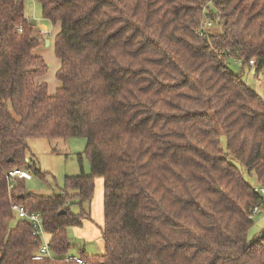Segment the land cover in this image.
I'll list each match as a JSON object with an SVG mask.
<instances>
[{"label": "trees", "instance_id": "1", "mask_svg": "<svg viewBox=\"0 0 264 264\" xmlns=\"http://www.w3.org/2000/svg\"><path fill=\"white\" fill-rule=\"evenodd\" d=\"M34 1L59 23L61 86L39 80L49 66L25 0H0V264H264V233L248 238L264 198L234 164L264 186V97L226 64L264 72V0ZM70 137L85 139L89 173L49 195L7 188L9 168L46 176L27 139ZM96 179L101 252L71 253ZM12 203L41 214L52 258L33 259L41 240Z\"/></svg>", "mask_w": 264, "mask_h": 264}, {"label": "rangeland", "instance_id": "2", "mask_svg": "<svg viewBox=\"0 0 264 264\" xmlns=\"http://www.w3.org/2000/svg\"><path fill=\"white\" fill-rule=\"evenodd\" d=\"M25 14L31 20L36 21L35 25L33 26L34 35L39 38L37 33L41 28L45 27L50 32L47 38L51 41L53 38L52 37L53 31L56 29V25L52 24L50 21L44 19L41 16L40 6L36 1L25 0ZM205 30H208L210 33H219L221 31L220 27L213 23L211 26L206 27ZM42 46L43 45L41 43L39 47L36 50H34V53ZM226 64L227 67L230 69V71L237 74L238 77L243 82H245L247 86H249L260 96L264 97L263 71L255 72L253 65L242 66L241 62L234 57H228L226 60ZM54 140L56 143H54V141H51V145L53 147H56V149H58L56 153L57 162L55 165V171L57 172L54 175L49 173L46 174L44 180L35 175H33L31 179L25 180V187L28 191H31L36 194H44V195L53 194L58 192L59 187L60 188L63 187L65 176L78 175L81 173H86V174L89 173L90 171L89 162L83 153V149L85 145V139L83 137H70L66 139L57 138ZM221 144L225 149V140L223 137L221 138ZM234 164L239 168L242 176L252 185L253 188L255 186H262L260 185V181L259 180L257 181L255 179L254 174L249 173L243 165L237 162H234ZM262 197L264 198V194L262 195ZM96 205L97 203L96 202L93 203V201L90 205L91 207L87 206V204L84 205L85 209L89 207L91 213L94 214L95 220L97 219ZM71 209L73 212H77L78 206L72 205ZM252 220H253L252 225L248 230V238L250 239L254 236L255 237L260 236L262 233H264V204L258 207L256 214L252 215ZM86 226L87 225L85 224L83 229L77 227L68 228L67 230L68 236L69 238H71V243H72L71 253L72 252L75 253L77 249H81V248H84L85 253L87 255L97 254L101 252L99 242L97 239V237H99V232L97 235V232L94 231L95 236L92 237H87L84 235L82 236V234H80V232L82 231L84 234L86 233L85 235H88L89 229L86 228ZM95 226L96 225L93 224V227ZM89 228L92 230L91 227Z\"/></svg>", "mask_w": 264, "mask_h": 264}, {"label": "crops", "instance_id": "3", "mask_svg": "<svg viewBox=\"0 0 264 264\" xmlns=\"http://www.w3.org/2000/svg\"><path fill=\"white\" fill-rule=\"evenodd\" d=\"M47 20V19H46ZM49 21V20H48ZM36 23V21H35ZM56 29L53 31L52 34V40L50 41L47 37L46 38H41V42H42V47H40V49H38L37 51H35L34 54L41 56L44 61L48 64L49 69H48V73H46V77H41V81L45 82L47 84V88H48V93L49 94H54L56 92V90L61 86V82L56 78V72L58 71L59 67H60V60L56 57L55 52H54V47H53V42H54V36L57 34V32L59 31V23H56ZM54 25V26H55ZM42 30H47L45 27L41 28ZM40 29V30H41ZM39 33V32H38ZM37 33V34H38ZM49 41V44H46V41ZM51 141H54V139L50 140L47 138H30L26 140V145L29 149V154L27 159L30 161V158L33 159L32 162H35L36 167H38L42 172L46 173V174H52L54 175L57 171H55V165L57 162V156L56 153L58 151V149H56V147H53L51 145ZM54 164V167H53ZM54 168V169H53ZM99 187V188H98ZM97 203L96 205V209H97V219H94V214L91 213V222H84L83 226L80 227L81 229H83L84 225L86 224V228L89 229L88 235H85L80 229V234H82V236H87V237H92L95 236L94 231L99 232V226L102 224V180L101 179H96L95 181V193H94V198H93V203ZM92 203V202H91ZM89 207H91L89 205ZM93 224L96 225L95 227H93ZM91 227L92 230L89 228ZM77 232V231H76ZM78 233V232H77ZM98 242H99V246L101 249V240L99 237H97Z\"/></svg>", "mask_w": 264, "mask_h": 264}, {"label": "built area", "instance_id": "4", "mask_svg": "<svg viewBox=\"0 0 264 264\" xmlns=\"http://www.w3.org/2000/svg\"><path fill=\"white\" fill-rule=\"evenodd\" d=\"M209 26H211V22L209 20H204L201 24L202 29H205ZM49 34L50 32L48 30H39V36L41 38H46ZM249 62L250 66H252L253 61L250 60ZM26 162L29 163V160L26 159ZM27 165L28 164L4 170L3 175L6 180L8 189L13 188L14 183L18 180H29L32 178L34 174L31 169L27 167ZM254 191L259 192L261 195H263L264 187L255 186ZM11 209L17 218L26 220L32 225V235L39 237L41 240L39 249L33 255V259L41 260L43 258H52V252L50 250L49 241L43 227L41 214L37 211H30L18 203H12ZM257 210L258 207H255L253 209V213L256 214ZM67 260L74 261L76 264H86V261L78 255L68 256Z\"/></svg>", "mask_w": 264, "mask_h": 264}, {"label": "water", "instance_id": "5", "mask_svg": "<svg viewBox=\"0 0 264 264\" xmlns=\"http://www.w3.org/2000/svg\"><path fill=\"white\" fill-rule=\"evenodd\" d=\"M34 24H35V21L32 20V21H31V25H34ZM46 44H47V45L49 44V41H48V40L46 41ZM60 213H64V210H60Z\"/></svg>", "mask_w": 264, "mask_h": 264}]
</instances>
